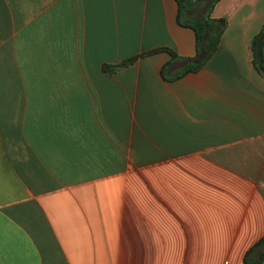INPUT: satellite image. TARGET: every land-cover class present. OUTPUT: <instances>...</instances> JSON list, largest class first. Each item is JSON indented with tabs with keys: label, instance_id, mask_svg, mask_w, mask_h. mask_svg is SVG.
Returning <instances> with one entry per match:
<instances>
[{
	"label": "crops",
	"instance_id": "crops-1",
	"mask_svg": "<svg viewBox=\"0 0 264 264\" xmlns=\"http://www.w3.org/2000/svg\"><path fill=\"white\" fill-rule=\"evenodd\" d=\"M191 2L224 23L210 57L177 0H0V264H245L264 238V0Z\"/></svg>",
	"mask_w": 264,
	"mask_h": 264
},
{
	"label": "trees",
	"instance_id": "trees-1",
	"mask_svg": "<svg viewBox=\"0 0 264 264\" xmlns=\"http://www.w3.org/2000/svg\"><path fill=\"white\" fill-rule=\"evenodd\" d=\"M209 5V11L212 10L214 5L219 2V0H206ZM180 6V13H179V22L183 25H187L191 27L197 36V44L198 48L202 49L207 52V57H210L218 48L221 36L224 31V23L223 21L219 20H211L209 18L203 19H190L187 22H182L183 12L185 9L192 5L191 0H177ZM263 45H264V27L262 31L253 39L252 41V51L254 55V64L257 70L264 75V58H263ZM175 57V54L172 53ZM136 58H132L127 62L116 66L122 67L127 64H130L135 61ZM196 69V68H195ZM264 243V238L249 252L245 257V264H261L264 259V252L260 255L259 260L252 261L250 255L251 253L258 248L261 244Z\"/></svg>",
	"mask_w": 264,
	"mask_h": 264
}]
</instances>
